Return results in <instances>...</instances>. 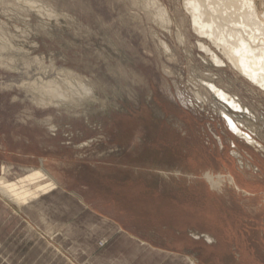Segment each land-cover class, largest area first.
Returning <instances> with one entry per match:
<instances>
[{
  "label": "rangeland",
  "instance_id": "rangeland-1",
  "mask_svg": "<svg viewBox=\"0 0 264 264\" xmlns=\"http://www.w3.org/2000/svg\"><path fill=\"white\" fill-rule=\"evenodd\" d=\"M184 9L0 0V177L55 183L0 200L8 264H264V89Z\"/></svg>",
  "mask_w": 264,
  "mask_h": 264
},
{
  "label": "bare ground",
  "instance_id": "bare-ground-1",
  "mask_svg": "<svg viewBox=\"0 0 264 264\" xmlns=\"http://www.w3.org/2000/svg\"><path fill=\"white\" fill-rule=\"evenodd\" d=\"M183 6L190 17L193 30L219 49L222 55L252 83L264 89V14L258 10L256 1L183 0ZM161 14H165L164 9L161 10ZM200 46L204 47L213 60L223 62L209 47L202 43ZM209 86L231 106L239 108V104L228 94L213 84ZM43 88L48 94H58V88L52 83H47ZM230 118L227 117V123L236 135L254 147L260 145ZM42 170L30 169L26 175L16 181H7L0 177V200L5 204L13 203L19 210L23 207L29 209L35 207L40 195L46 193L55 184L49 180H47L49 182L40 181L48 177Z\"/></svg>",
  "mask_w": 264,
  "mask_h": 264
},
{
  "label": "crops",
  "instance_id": "crops-1",
  "mask_svg": "<svg viewBox=\"0 0 264 264\" xmlns=\"http://www.w3.org/2000/svg\"><path fill=\"white\" fill-rule=\"evenodd\" d=\"M35 204V203H34ZM37 204V203H36ZM24 208V207H23ZM27 208V207H26ZM29 217V216H28ZM207 240V242H212V238H210L209 236H207V235H205L204 236ZM209 240V241H208ZM0 258H2L3 259V263H1V264H8L9 263V261H8V259L7 258H5L4 257V255H3V251H1L0 250ZM187 260L191 263L193 260L190 258V257H187Z\"/></svg>",
  "mask_w": 264,
  "mask_h": 264
}]
</instances>
